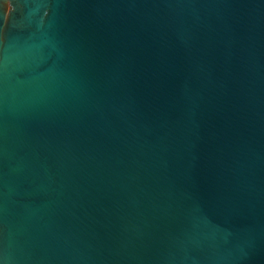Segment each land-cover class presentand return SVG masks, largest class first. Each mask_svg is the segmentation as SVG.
<instances>
[{
	"label": "water",
	"instance_id": "water-1",
	"mask_svg": "<svg viewBox=\"0 0 264 264\" xmlns=\"http://www.w3.org/2000/svg\"><path fill=\"white\" fill-rule=\"evenodd\" d=\"M0 264H264V0H0Z\"/></svg>",
	"mask_w": 264,
	"mask_h": 264
}]
</instances>
